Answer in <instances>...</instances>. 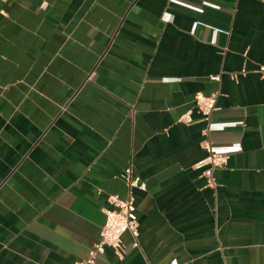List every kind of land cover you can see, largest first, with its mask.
Instances as JSON below:
<instances>
[{
  "label": "crops",
  "instance_id": "crops-1",
  "mask_svg": "<svg viewBox=\"0 0 264 264\" xmlns=\"http://www.w3.org/2000/svg\"><path fill=\"white\" fill-rule=\"evenodd\" d=\"M261 63L264 0H0V264L86 257L125 167L137 243L86 264H264Z\"/></svg>",
  "mask_w": 264,
  "mask_h": 264
},
{
  "label": "built area",
  "instance_id": "built-area-1",
  "mask_svg": "<svg viewBox=\"0 0 264 264\" xmlns=\"http://www.w3.org/2000/svg\"><path fill=\"white\" fill-rule=\"evenodd\" d=\"M258 71L264 80V63L258 66ZM211 78L217 79L218 75H210ZM216 91L202 93L195 91L193 93V106L200 114L201 119L204 120V125L201 128V134L206 138L209 130L207 124L211 110L215 107ZM179 119L185 122L190 121L188 111L182 113ZM203 147L205 154L193 163L195 167H202V173L205 176L207 185H213L214 179L211 175V169L217 166H222L227 162L229 155L224 152L214 151L210 148L208 140H204ZM123 179L126 185V195L123 197L115 193H109L106 196V204L103 205L101 211L103 213V222L101 224L97 239L92 243L88 249L86 257L74 261L72 264H86L93 261V259L103 252L105 245L112 247L113 251L121 254L120 237L124 231H128L132 236V244L136 245V237L138 234L137 218L135 214V205L132 200L130 189L137 187L144 188V182L140 178L131 173L129 167H125L122 172ZM169 264H176L174 258L169 260Z\"/></svg>",
  "mask_w": 264,
  "mask_h": 264
}]
</instances>
